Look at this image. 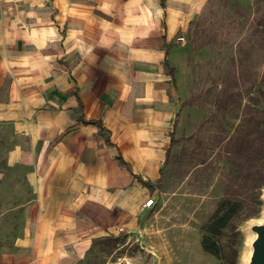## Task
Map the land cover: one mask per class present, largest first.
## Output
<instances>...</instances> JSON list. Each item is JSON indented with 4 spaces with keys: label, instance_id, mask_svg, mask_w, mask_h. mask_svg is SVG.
Wrapping results in <instances>:
<instances>
[{
    "label": "crops",
    "instance_id": "obj_1",
    "mask_svg": "<svg viewBox=\"0 0 264 264\" xmlns=\"http://www.w3.org/2000/svg\"><path fill=\"white\" fill-rule=\"evenodd\" d=\"M205 1L0 0V264H87L134 223L129 193L167 153L147 145L168 108L165 46Z\"/></svg>",
    "mask_w": 264,
    "mask_h": 264
},
{
    "label": "rangeland",
    "instance_id": "obj_2",
    "mask_svg": "<svg viewBox=\"0 0 264 264\" xmlns=\"http://www.w3.org/2000/svg\"><path fill=\"white\" fill-rule=\"evenodd\" d=\"M195 10L165 46L174 69L173 79L162 78L168 108L156 144L147 143L167 152L157 178L141 179L142 195L139 186L129 193L134 223L95 240L87 264H244L248 226L264 221V132L259 139L254 128L264 120V0H207ZM250 132L253 147L237 153ZM8 150L0 141V184L10 183ZM222 201L236 212L213 237L207 227ZM9 209L0 203V217ZM5 226L0 247L10 242ZM207 235L216 254L201 247Z\"/></svg>",
    "mask_w": 264,
    "mask_h": 264
},
{
    "label": "trees",
    "instance_id": "obj_3",
    "mask_svg": "<svg viewBox=\"0 0 264 264\" xmlns=\"http://www.w3.org/2000/svg\"><path fill=\"white\" fill-rule=\"evenodd\" d=\"M169 73L173 77V70L172 69L169 70ZM262 95H263V99H264V94H262ZM261 125L264 128V120L262 121L259 119V120H257L256 125L254 126V128L257 129L256 131H257V136L259 139L263 136L262 133L264 132V131H259V128ZM254 141H255V139L252 137V132L245 135V137L240 139L239 148L237 150V153L242 154V153L249 151L253 147ZM173 144H174V140L172 138L171 139V146ZM235 212H236V208H235L234 202L222 201L218 205L213 216L211 217L209 226L207 227V230L210 233V235H212L213 237H218L220 234V231L223 228H225L227 222L229 221L230 218L233 217ZM210 242H211V237L208 235L204 236L201 240V247L206 252L216 254V251H214V249L216 248V244L213 242L210 245L209 244Z\"/></svg>",
    "mask_w": 264,
    "mask_h": 264
},
{
    "label": "water",
    "instance_id": "obj_4",
    "mask_svg": "<svg viewBox=\"0 0 264 264\" xmlns=\"http://www.w3.org/2000/svg\"><path fill=\"white\" fill-rule=\"evenodd\" d=\"M248 230L251 233L250 252L244 264H264V221L250 224Z\"/></svg>",
    "mask_w": 264,
    "mask_h": 264
},
{
    "label": "built area",
    "instance_id": "obj_5",
    "mask_svg": "<svg viewBox=\"0 0 264 264\" xmlns=\"http://www.w3.org/2000/svg\"><path fill=\"white\" fill-rule=\"evenodd\" d=\"M153 205H154V201H153V199H149V200H147V201L143 204V207H145V208H151V207H153Z\"/></svg>",
    "mask_w": 264,
    "mask_h": 264
}]
</instances>
